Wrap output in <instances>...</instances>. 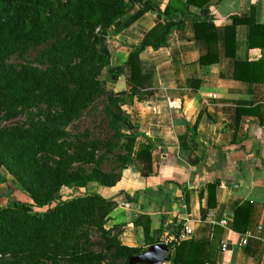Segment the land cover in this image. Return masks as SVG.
I'll return each mask as SVG.
<instances>
[{
    "label": "trees",
    "instance_id": "obj_1",
    "mask_svg": "<svg viewBox=\"0 0 264 264\" xmlns=\"http://www.w3.org/2000/svg\"><path fill=\"white\" fill-rule=\"evenodd\" d=\"M213 0H170L164 11L152 1L144 0H0V122L13 121L27 110L45 105L44 120L30 126L0 128V184L6 168L17 187L26 192L33 204L12 200L0 206V264H44L63 260L68 264H129L132 257L146 249L128 247L120 240L121 227L105 229V223L118 203L99 194H82L63 199L66 190L80 191L91 183L113 188L124 170L134 160L152 167L154 142L140 131L124 107L141 98L143 89L140 55L148 48L158 50L168 45V37L182 30L187 5L205 14L196 20V36L208 43L209 53L202 65H212L217 54V29L208 24L209 5ZM137 7V9H136ZM134 11L127 24L154 11L162 19L144 38L128 61L111 67L108 30L124 15ZM226 27L227 54L235 55L238 26H250L249 48L264 50V24L253 18L232 16ZM234 39V40H233ZM232 41V42H231ZM46 47L36 57L45 70L31 65L16 67L8 60L32 49ZM214 59V60H213ZM132 70L128 94L118 95L113 87L125 69ZM108 69L109 79L100 78ZM236 79L264 84V59L238 61ZM115 77L117 81L113 80ZM199 88L200 81L189 82ZM111 91H108V90ZM106 96L114 141H84L81 135L71 139L65 129L87 108ZM261 105L238 108V123L244 115H259ZM264 126V117L261 116ZM118 150L116 168L102 169L109 154ZM91 166V169H86ZM220 183L208 184L210 209L202 210V220L213 219L216 189ZM188 204V190L184 189ZM34 207L45 209L34 212ZM253 201L237 207L234 230L246 234ZM135 224L138 220L134 221ZM97 229L100 239L93 241ZM178 234V233H177ZM221 232L215 227L213 240L195 243L184 240L170 244V264H216ZM161 243L149 238L148 245Z\"/></svg>",
    "mask_w": 264,
    "mask_h": 264
},
{
    "label": "crops",
    "instance_id": "obj_2",
    "mask_svg": "<svg viewBox=\"0 0 264 264\" xmlns=\"http://www.w3.org/2000/svg\"><path fill=\"white\" fill-rule=\"evenodd\" d=\"M144 1L154 2L162 11L170 2ZM133 13L108 30L111 67L124 65L145 36L162 22L150 11L127 24ZM185 13L190 18L182 30L168 37L166 47H148L140 55L141 98L124 107L157 148L152 167L134 160L117 186L91 183L80 191H64L62 198H71L76 192L77 196L94 193L115 200L118 208L110 214L106 228L120 226V240L128 247L147 249L149 238L164 243L169 231L177 233L185 225L193 230L191 240L206 243L213 240L218 226L221 242L216 264H264V84L243 82L235 76L238 61L264 59V50L249 48V25L238 26L235 45L232 41L229 44L230 50L235 47L234 56L227 54L226 37L232 16L264 24V0L211 2L208 24L218 34L212 65L201 64L209 47L196 36V20L204 19L205 14L194 5H187ZM102 76L103 81L109 79L107 68ZM197 81L201 82L199 88L189 85ZM131 82L128 67L113 90L126 95ZM256 105H261L260 116L244 115L238 123L237 109ZM215 181L220 184L216 206L211 210L213 219L203 221L202 210L210 209L208 184ZM184 189L188 190V204ZM248 199L253 201L249 227L246 234H240L234 230L235 211ZM224 220L227 227L221 226ZM223 243L227 245L225 252H221Z\"/></svg>",
    "mask_w": 264,
    "mask_h": 264
},
{
    "label": "rangeland",
    "instance_id": "obj_3",
    "mask_svg": "<svg viewBox=\"0 0 264 264\" xmlns=\"http://www.w3.org/2000/svg\"><path fill=\"white\" fill-rule=\"evenodd\" d=\"M46 50V47H38L36 49L30 50L28 53L19 55L18 53L13 55L8 63L10 65L20 67L22 65H31L38 69L45 70L46 65H42L36 60V57ZM102 81L104 76L100 78ZM108 91H111L110 89ZM115 92V91H114ZM116 93V92H115ZM109 102L106 96H102L95 105L87 108L78 118H76L65 131L71 135V139H75V136L81 135L84 141H99L107 142L114 141L115 132L110 125V117L108 115ZM48 110L45 105H40L27 110L25 113L20 115L17 119L13 121L0 122L1 127H13V126H30L33 121L44 120ZM1 118V115H0ZM119 151L115 150L114 153L109 154L107 160L102 163V169L105 171H110L112 168H116L119 163L116 161V155ZM86 169H91V166H87ZM2 174L4 175L6 182L0 184V206L8 204L12 200H18L28 204H33V201L26 192L21 191L16 183L14 182V177L6 169L3 168ZM75 196L77 193L74 192ZM65 198V197H64ZM45 209L34 207V212L43 213ZM109 218V217H108ZM108 224V219L105 223ZM100 232L96 228L91 231V238L93 241H98L100 239ZM5 258H1L0 261ZM44 264H68L63 260L59 261H45Z\"/></svg>",
    "mask_w": 264,
    "mask_h": 264
},
{
    "label": "water",
    "instance_id": "obj_4",
    "mask_svg": "<svg viewBox=\"0 0 264 264\" xmlns=\"http://www.w3.org/2000/svg\"><path fill=\"white\" fill-rule=\"evenodd\" d=\"M113 80L117 81L115 77ZM171 249L164 243L149 246L146 251L130 259L129 264H165L169 262Z\"/></svg>",
    "mask_w": 264,
    "mask_h": 264
},
{
    "label": "built area",
    "instance_id": "obj_5",
    "mask_svg": "<svg viewBox=\"0 0 264 264\" xmlns=\"http://www.w3.org/2000/svg\"><path fill=\"white\" fill-rule=\"evenodd\" d=\"M228 222L227 221H222L221 226L222 227H227ZM176 231V230H175ZM178 233V234H177ZM177 233H174V231H169L164 239V243L166 245L170 244H180L184 240H189L193 236V230L189 225H185L181 231H178ZM227 248L226 243H223L221 245V252H225Z\"/></svg>",
    "mask_w": 264,
    "mask_h": 264
}]
</instances>
